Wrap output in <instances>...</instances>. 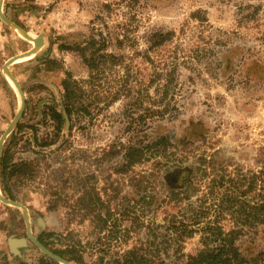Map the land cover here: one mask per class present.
Instances as JSON below:
<instances>
[{"label":"rangeland","instance_id":"1","mask_svg":"<svg viewBox=\"0 0 264 264\" xmlns=\"http://www.w3.org/2000/svg\"><path fill=\"white\" fill-rule=\"evenodd\" d=\"M1 9L43 36L7 68L25 105L0 159V194L43 246L72 264H186L229 239L264 264V0ZM33 47L0 18V138L21 106L4 64ZM0 264H58L1 201Z\"/></svg>","mask_w":264,"mask_h":264},{"label":"water","instance_id":"2","mask_svg":"<svg viewBox=\"0 0 264 264\" xmlns=\"http://www.w3.org/2000/svg\"><path fill=\"white\" fill-rule=\"evenodd\" d=\"M1 3L2 0H0V18L10 27H12L15 31H17L20 35H22L23 37H25L26 39L30 40L31 42H33L34 47L25 52L22 53L16 57H13L9 60H7V62L4 64V72L7 76H9V78L11 79V81L13 82L15 88L17 89L19 95H20V100H21V106L17 112V114L14 117L13 122L11 123V125L9 126V128L7 129V131L1 136L0 138V159H1V149H2V144L3 141L5 140L6 136L8 135V133L11 131L12 127L18 122V120L21 118V115L23 113L24 110V105H25V95L18 83V81L15 79V77L7 70V68L11 65H13L15 62H17L19 59H24V58H28L30 56H32L33 54H35L43 45V36L40 35L38 37H31L29 36L27 33L23 32L20 28H18L14 23H12L9 19H7L1 9ZM0 201L7 204V205H11L14 207L19 208L22 213H23V217H24V222L26 225V235L29 238V240L48 258H50L51 260H53L54 262L58 263V264H72L69 261L55 255L54 253H52L51 251H49L45 246H43L31 233L30 230V224H29V218H28V214H27V209L21 205L18 202H14L11 201L5 197H3L0 194Z\"/></svg>","mask_w":264,"mask_h":264},{"label":"trees","instance_id":"3","mask_svg":"<svg viewBox=\"0 0 264 264\" xmlns=\"http://www.w3.org/2000/svg\"><path fill=\"white\" fill-rule=\"evenodd\" d=\"M263 211L262 220L264 223V205L260 206ZM223 243L218 250H204L195 256L187 257L186 264H250V260L243 257L236 249H226L229 239H220ZM152 264L147 255L141 254L136 250L127 251L121 259L113 261V264ZM255 263V261L253 262Z\"/></svg>","mask_w":264,"mask_h":264},{"label":"bare ground","instance_id":"4","mask_svg":"<svg viewBox=\"0 0 264 264\" xmlns=\"http://www.w3.org/2000/svg\"><path fill=\"white\" fill-rule=\"evenodd\" d=\"M19 60H20V59H19ZM19 60H18V61H19ZM7 77H8V79L11 81V79L9 78V76H7ZM11 82H12V81H11ZM12 84H13V82H12ZM13 86H14V84H13Z\"/></svg>","mask_w":264,"mask_h":264}]
</instances>
